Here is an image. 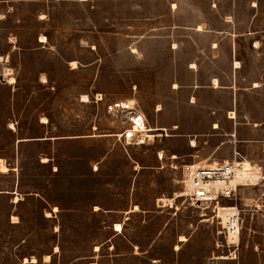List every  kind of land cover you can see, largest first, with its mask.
Instances as JSON below:
<instances>
[{"label":"rangeland","instance_id":"374dc122","mask_svg":"<svg viewBox=\"0 0 264 264\" xmlns=\"http://www.w3.org/2000/svg\"><path fill=\"white\" fill-rule=\"evenodd\" d=\"M262 27L264 0H0V264H264ZM252 29L258 47L232 43ZM132 112L155 136L127 144ZM216 147L259 170L219 203L236 243L175 196Z\"/></svg>","mask_w":264,"mask_h":264},{"label":"built area","instance_id":"2783aa9c","mask_svg":"<svg viewBox=\"0 0 264 264\" xmlns=\"http://www.w3.org/2000/svg\"><path fill=\"white\" fill-rule=\"evenodd\" d=\"M108 107L127 108V106H124L123 101L115 102L114 104H110ZM138 120L146 125V119L142 113L132 112V114L129 116V121L131 123L129 128H133L134 125H138V129H142ZM129 128L124 129L121 134L127 144L132 143V141L134 143L144 142L145 138H139V134L131 135V133L128 131ZM180 170V182L182 184V191H180V193L185 190L184 196H186L191 203H213V206L215 207L216 204L220 203L222 198L228 197L236 190V188H226V185L230 182V179L234 173L233 160H215L204 163L198 160L181 164ZM237 215L239 220V212ZM216 217H218L217 212ZM220 224L222 227H224L221 221Z\"/></svg>","mask_w":264,"mask_h":264},{"label":"bare ground","instance_id":"6f19581e","mask_svg":"<svg viewBox=\"0 0 264 264\" xmlns=\"http://www.w3.org/2000/svg\"><path fill=\"white\" fill-rule=\"evenodd\" d=\"M197 29L201 30V26L198 25ZM41 39L39 40L40 42H46V38L41 35L40 36ZM77 62L75 60L70 61V65L71 66H76ZM235 66H239L238 62L235 61ZM2 75V74H1ZM44 80V79H43ZM7 82L12 83L13 82V77H10L9 79H7ZM213 86L217 87L219 86L218 84V80L216 78L213 79ZM256 84V83H255ZM84 97L88 96L86 94L82 95V100H87L84 99ZM134 103V99L133 98H129L126 101H123L124 106H127V108L131 107V104ZM231 116H234V112L231 111L230 112ZM47 122L46 117H42L41 118V123H45ZM140 126L142 127V129H138V125H134L133 128H129L128 131L131 133V135H137L139 134V138L144 139L146 136L147 137H153L154 132L159 130V127H147L146 125L143 124L142 122H140V120H138ZM12 124V123H11ZM14 127V126H13ZM139 132V133H138ZM192 145H195V141L194 139L191 141ZM160 155L162 156V152H160ZM209 158L204 159L208 160ZM43 161H47V158L44 157L42 159ZM226 161H228L227 159H225ZM233 166H234V173L233 176L230 179V182L226 185V188L228 189H234L236 188L237 185H242V184H248L249 183H254L255 179L259 176V170L257 167H254L248 160L243 159H233ZM96 168V166H95ZM7 169L6 165H4V162L2 159H0V170H4ZM246 181V182H245ZM179 193V194H178ZM175 194V196H183L185 195V190H183V192H178ZM162 201L166 204V205H173V201H174V197H162L161 198ZM16 200V198H15ZM216 208V212H217V216L221 219L222 224L224 225V227L227 228V239L230 243H236L238 241V237H239V225H238V210L236 208V206H227V205H220L219 203L216 204L215 206ZM97 208V206H95V209ZM54 210H57V207L54 206L53 208ZM138 210V205L137 204H133V206L125 211V213L127 214L128 212L131 211H135ZM46 215H50V213H46ZM12 218H17L15 215L12 216ZM14 221V220H12ZM114 230L117 231L118 233H120L122 231V223L120 222H116L114 224ZM180 241H184L187 240L185 236H180L179 238ZM98 246L96 245L97 249ZM175 248H178L177 246ZM58 248L57 246H55V250L56 251ZM221 258L223 256H220ZM49 255H45L44 259H48ZM227 258V257H226ZM32 262L36 261L35 257H32L31 259Z\"/></svg>","mask_w":264,"mask_h":264},{"label":"crops","instance_id":"0c3cea01","mask_svg":"<svg viewBox=\"0 0 264 264\" xmlns=\"http://www.w3.org/2000/svg\"><path fill=\"white\" fill-rule=\"evenodd\" d=\"M174 6H175V3L173 2L172 3ZM199 25V24H198ZM198 27V26H197ZM261 30H263L264 31V29H263V27L262 28H260ZM197 30H199V29H197ZM202 30V29H201ZM259 29H252V30H248V31H244V32H236V31H229L228 33L230 34V36H232V43L235 45L236 44V42H237V40L239 39V37L241 38L242 36H244V35H246V37H247V39H248V41L247 42H249V44H248V46L249 47H258L257 45L260 43V39L258 38V37H255L254 36V34L255 33H257V31H258ZM235 61H237L238 62V64L240 65V66H235V62H234V68H240L241 67V64H240V60L239 59H234ZM192 67V66H191ZM214 78H216L217 79V77H214ZM213 78V79H214ZM218 80V79H217ZM212 82H213V80H212ZM256 83V82H255ZM218 84H219V81H218ZM220 85V84H219ZM254 86H257V85H254ZM213 87H215V86H213ZM218 87V86H217ZM192 97H194V96H192ZM234 112V111H233ZM172 125H174L175 127H177V124H172ZM236 129V128H235ZM233 136L235 135V133H233L232 134ZM41 139H48L47 137H42ZM219 147V146H218ZM218 147H216L215 149H214V151L211 153L212 154V158L211 159H209L210 161H214V157H213V154H214V152L216 151V149L218 148ZM211 154H209V155H211ZM208 155V156H209ZM207 157V156H206ZM224 158H226V157H223V158H220V159H215V160H225ZM228 159V158H227ZM229 160V159H228ZM206 162H208V160L206 161Z\"/></svg>","mask_w":264,"mask_h":264},{"label":"snow or ice","instance_id":"6c2138e0","mask_svg":"<svg viewBox=\"0 0 264 264\" xmlns=\"http://www.w3.org/2000/svg\"><path fill=\"white\" fill-rule=\"evenodd\" d=\"M84 99H87V97H84Z\"/></svg>","mask_w":264,"mask_h":264}]
</instances>
